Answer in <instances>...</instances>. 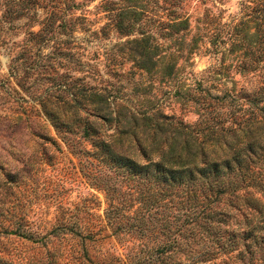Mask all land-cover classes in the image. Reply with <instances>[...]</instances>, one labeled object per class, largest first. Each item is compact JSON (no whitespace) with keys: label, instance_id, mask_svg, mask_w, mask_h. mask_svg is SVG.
Instances as JSON below:
<instances>
[{"label":"rangeland","instance_id":"374dc122","mask_svg":"<svg viewBox=\"0 0 264 264\" xmlns=\"http://www.w3.org/2000/svg\"><path fill=\"white\" fill-rule=\"evenodd\" d=\"M132 1L0 0V264H248L232 240L264 217V157L246 187L261 215L221 199L203 228L135 149L134 171L100 161L77 116L101 92L113 113L230 123L264 93V8Z\"/></svg>","mask_w":264,"mask_h":264},{"label":"trees","instance_id":"16d2710c","mask_svg":"<svg viewBox=\"0 0 264 264\" xmlns=\"http://www.w3.org/2000/svg\"><path fill=\"white\" fill-rule=\"evenodd\" d=\"M249 2L254 7L264 8V0ZM140 5L131 3L129 12L140 13L141 9H135ZM261 18L264 19V15ZM185 23L182 19L174 21L173 26ZM93 96L89 99L90 112L77 119L83 135L95 136L92 145L100 161L134 171L135 158L130 155L135 149L147 161L139 169L151 165L155 172L147 176L153 181L180 187L179 194L185 197L186 204L182 215L188 222L198 223L203 228L207 220L223 221L215 215L223 216L225 212L212 210L221 199H225L229 208L241 209L243 206L237 201L240 197L245 208L261 215L254 203L257 198L248 193L246 187L251 180L248 169L264 157V93L252 97L248 106H240V114L229 111L231 120L225 125L218 111H203L195 129L180 121H168L167 115H161L162 119L158 120L159 115L154 112L138 117L121 110L113 113L103 93L95 92ZM225 96H232L230 90L221 96L214 94L212 98L219 100ZM51 122L55 127V121ZM104 122L111 124L109 132L107 128L100 130ZM67 124L71 125L65 123L64 126L69 127ZM232 242L240 243L239 253L247 255L248 264H264V217L241 229Z\"/></svg>","mask_w":264,"mask_h":264}]
</instances>
